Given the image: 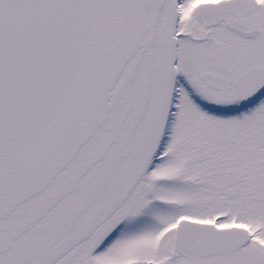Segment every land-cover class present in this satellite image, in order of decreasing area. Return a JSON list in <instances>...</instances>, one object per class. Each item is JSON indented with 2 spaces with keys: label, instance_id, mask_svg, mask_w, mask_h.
Returning a JSON list of instances; mask_svg holds the SVG:
<instances>
[{
  "label": "snow or ice",
  "instance_id": "1",
  "mask_svg": "<svg viewBox=\"0 0 264 264\" xmlns=\"http://www.w3.org/2000/svg\"><path fill=\"white\" fill-rule=\"evenodd\" d=\"M0 264H264V0H0Z\"/></svg>",
  "mask_w": 264,
  "mask_h": 264
}]
</instances>
